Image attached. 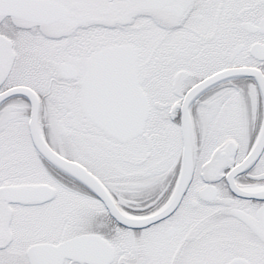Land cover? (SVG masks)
I'll return each instance as SVG.
<instances>
[{
  "label": "snow or ice",
  "instance_id": "1",
  "mask_svg": "<svg viewBox=\"0 0 264 264\" xmlns=\"http://www.w3.org/2000/svg\"><path fill=\"white\" fill-rule=\"evenodd\" d=\"M0 264H264V0H0Z\"/></svg>",
  "mask_w": 264,
  "mask_h": 264
}]
</instances>
